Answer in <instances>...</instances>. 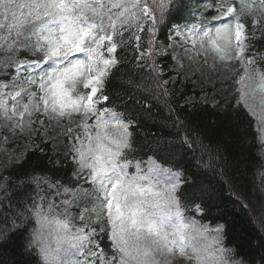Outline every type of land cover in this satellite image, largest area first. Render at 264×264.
<instances>
[{
    "label": "snow or ice",
    "instance_id": "obj_1",
    "mask_svg": "<svg viewBox=\"0 0 264 264\" xmlns=\"http://www.w3.org/2000/svg\"><path fill=\"white\" fill-rule=\"evenodd\" d=\"M174 5L176 0H151V4L148 0H0V72L18 71L25 61L33 68L44 61L54 65L38 79L29 77L16 85L12 92L0 90V109L21 118L30 117L33 112L63 118L73 113L80 115L82 110L83 127L87 132V146L81 142L79 147L74 145L72 149L73 159L79 164L73 176L79 179L72 187L59 186L71 195L70 199L61 201L65 206V219L48 220L42 215L43 209L33 205L38 220L55 226V249L40 242L39 236L32 241L48 264H161L158 256L172 254L177 249L181 256L187 255L186 230L190 226L183 222L179 209L177 189L181 187L180 179L166 185L161 192L142 183L150 177L140 175L138 164L137 173L130 174V161L121 163L120 158L125 149L132 147L134 121L128 118L125 122L117 112L104 106L111 102L104 92V84L119 63L117 50L126 43L125 32L134 28L127 44L135 42L134 51L139 53V58L152 54L156 25L163 22L165 13ZM219 10L225 16L236 12L231 0H219ZM156 11L160 12L159 17L155 15ZM174 27L179 29V25ZM244 30L245 25L241 23L234 27L222 23L214 30L207 28L197 33L190 28L188 32L195 37L193 45L207 40L223 60L229 58L230 53L243 56ZM144 33L149 35V50L140 52ZM21 49H27L33 55L29 57ZM75 53H84L86 59H73ZM261 81L259 87L264 90V77ZM0 87L8 88L9 84L0 80ZM81 87L86 91L81 92ZM9 98L13 105L11 109ZM25 99L27 103L23 102ZM88 118L95 121L91 127L99 129L95 136L88 132ZM109 125L115 133L108 131ZM86 169L85 182H91L90 189L80 185ZM158 171L150 169V172ZM9 179L0 178V189L7 188ZM57 194H60L59 189ZM82 195L93 196L94 204L83 209L80 219L86 223L73 231L67 218V206ZM48 207L52 209L53 205ZM196 207L200 208L199 205ZM86 228L90 231H85ZM222 229L223 225L216 229L217 233ZM97 231L107 234L111 240L114 249L111 256L95 241ZM89 244H94L98 250L87 248ZM199 251L192 248V252L197 253V261L202 264ZM226 251L220 249L222 255ZM77 254L83 255L84 260L74 259ZM223 264H229V261L223 260ZM231 264H245V261L233 260Z\"/></svg>",
    "mask_w": 264,
    "mask_h": 264
},
{
    "label": "trees",
    "instance_id": "obj_2",
    "mask_svg": "<svg viewBox=\"0 0 264 264\" xmlns=\"http://www.w3.org/2000/svg\"><path fill=\"white\" fill-rule=\"evenodd\" d=\"M176 5L157 23L152 54L144 63L137 61L135 42L127 44L134 28L125 32L126 43L117 50L119 63L104 84L111 98L104 106L133 119L132 147L127 149L132 159L152 156L181 170L180 205L202 221L223 225V243L234 260L264 264V154L253 116L235 94L216 104L189 101L187 97H195L198 90L180 79L175 84L181 89L168 90L165 78L172 73L171 55L156 52L154 46L168 41L174 23L205 22L213 6L222 15L219 0H176ZM231 6L245 23L252 47L264 53V25H254L239 0H231ZM12 72H0V79H8ZM73 172L69 158L53 160L48 142L20 156L0 158V178H10L7 188L0 189V264H47L32 243L33 205L41 207L52 193L58 200L57 191L62 194L63 188L59 186L72 187L77 181ZM101 243L108 246L107 234H101Z\"/></svg>",
    "mask_w": 264,
    "mask_h": 264
},
{
    "label": "rangeland",
    "instance_id": "obj_3",
    "mask_svg": "<svg viewBox=\"0 0 264 264\" xmlns=\"http://www.w3.org/2000/svg\"><path fill=\"white\" fill-rule=\"evenodd\" d=\"M240 2L248 18H250L254 25H264V0H240ZM206 16L208 20L202 23L185 21L173 24L169 30L168 41L166 43L157 42L154 44L156 52L161 54L168 52L171 55L172 62L170 68L172 73L169 77L165 78V84L168 90H173L177 89L176 87L182 88L181 84H175L177 79L190 83L192 88L198 90V94L195 97L189 95L187 97L189 101L197 99L201 102L216 104L220 99L229 98L235 94L238 100L247 107L255 120L258 138L262 144L261 149L264 154V90H261L259 87L262 82L261 78L264 77V53L252 47L246 26L243 37L245 53L241 57H236L230 53L229 58L222 60L220 54L212 49L207 40H205L203 44L198 41L193 45L192 40L195 39V37L189 34L188 29L190 28L199 33L202 29L207 28H212L214 30L216 26L222 23H228L233 27L236 23L245 25L236 15H220L216 6L211 7L209 11L206 12ZM215 17H220V19H215ZM175 25H179V29L175 28ZM181 33H183V35H181ZM142 36L143 39L141 43L143 47L140 49V52H147L149 50V35L142 34ZM234 51L235 40L233 39L232 52ZM76 58L86 59L84 53H75L73 59ZM145 60L146 56L144 58H139V53L137 52V61L142 64ZM53 66L54 65L50 61H44L38 67L33 68L25 61L24 66L18 71L13 69L8 79H0L9 84L8 88L0 87V90L12 92L16 85L26 81L29 77L38 79L43 72L50 70ZM23 86L25 88L28 87L26 83H24ZM35 87L36 85L33 86V90ZM83 90L86 91L85 89ZM23 102L27 103V100L25 99ZM12 106L9 98V108L11 109ZM112 110L117 112L114 109ZM66 111L71 112V109H67ZM121 118L124 119L122 116ZM124 120L125 122L128 121L126 119ZM88 123L90 125L88 132L95 136L96 132L99 131V129L91 127L95 121L88 118ZM83 124L84 118L82 110L80 115L73 113L71 116L65 115L63 118H55L52 115H37L35 112H33L30 117L25 115L21 118L19 115H13L11 111L5 114L3 109H0V158L4 155H11L13 157L20 156L24 151L34 145L48 142L53 160L59 161L61 158H69L74 163V171H76L79 169V164L73 159L74 154L72 149L74 145L79 147L81 142H83L85 147L87 146V132ZM69 129H71V132H69ZM108 131L115 133L116 130L109 125ZM125 161H130L128 165L130 174L137 173L138 164L140 175H149L150 180L143 181L142 183L145 184V186L150 185L153 191L163 192L166 185L175 183L177 178H179L180 181L182 180V172L180 170L162 165L152 157L137 161L132 159L127 149H125L120 158V162L123 163ZM152 168H156L159 171L150 172ZM87 172L88 170L86 169L82 174L84 179H80V185H82L83 188L90 189L91 182H85L87 179ZM74 178L75 180L79 179L75 176ZM261 180L264 183V171ZM55 195V193H52L49 198L44 200V203L40 204L43 209L42 215H46L48 220H63L66 214L64 212L65 206L61 204V201L70 199L71 195L69 193H64L63 188L62 194H57V196H59L58 200L54 199ZM49 204L53 205L52 209H49ZM93 204V196L82 195L70 206H67V218L70 221L73 231H75L77 227L84 226L86 220H81L80 215L85 207L91 208ZM179 209L183 222L190 226L189 229L186 230L187 241L189 243V247L185 249L187 255L181 256L177 249L172 254L158 256L157 259L161 261V264H201V262L196 259L197 253L192 252L193 247L200 250L199 255L202 258V264H223V260H228L229 264H231L234 258L230 250L223 243V232L221 231L218 234L216 231L222 224H210L202 221L197 215L185 211L180 203ZM195 209L197 213L200 211L197 207H195ZM106 218L107 217H105V219ZM35 223L34 239L39 236L40 242L47 243L51 248L55 249V226L46 225L43 220H38L37 217ZM85 231H90V229L86 228ZM201 232L204 234L201 235ZM94 239L107 252L108 256L112 255L114 249L111 247L112 242L109 238L107 247L106 245H102L101 233L98 231ZM87 248L98 250L95 249L94 244L87 245ZM220 249H226L227 251L222 255ZM73 258L78 261H83L85 257L77 254ZM43 261L48 264L47 261Z\"/></svg>",
    "mask_w": 264,
    "mask_h": 264
}]
</instances>
